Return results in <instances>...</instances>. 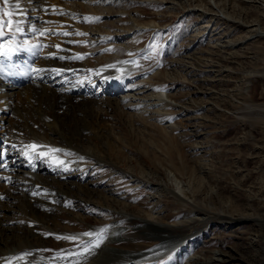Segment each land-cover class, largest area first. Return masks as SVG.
Returning a JSON list of instances; mask_svg holds the SVG:
<instances>
[{"label": "rangeland", "instance_id": "rangeland-1", "mask_svg": "<svg viewBox=\"0 0 264 264\" xmlns=\"http://www.w3.org/2000/svg\"><path fill=\"white\" fill-rule=\"evenodd\" d=\"M171 4L173 8L166 7ZM83 10L81 16L86 18L88 12ZM98 19L90 23L104 27L102 31L109 27L107 32L90 37L84 31L79 37L83 47L78 63L88 71L85 77L93 78L98 65L93 48L106 49L102 55L114 51L113 46L108 48L115 39L113 33L135 19L146 28L128 35L133 52L127 51V57L145 72V82L152 91L168 94L177 106L169 104L150 117L117 108L113 103L86 115L75 106L68 109L69 129L79 134L78 141L85 142L89 137L104 151L99 155L105 162L91 163L84 181L90 180L92 188L105 187L122 194L124 203L115 207L131 215L164 224L180 220L178 225L168 226L166 233L198 231L169 258L139 256L123 264H185L192 260L193 264H216L210 259L213 252L220 254L221 264L264 262V222H257L264 220V35H254L252 30L253 24L264 30V0H130L114 4ZM222 40L226 41L225 48L217 45ZM240 40L241 44L236 43ZM20 108L24 109L25 104L21 103ZM64 111L61 107L54 110L59 117ZM41 117L45 120V114ZM82 121L87 126L80 124ZM22 130V136L26 131H39ZM61 131L65 138L67 134ZM95 131L112 139L109 148L113 147L114 153L108 152L102 143L104 138L93 136ZM34 139L32 133L25 142ZM55 140L49 148L63 151L42 157L46 163L59 165L58 161L66 157L78 159L81 165L90 160L74 153L72 143L59 137ZM78 145L85 150L83 143ZM40 152L45 151L26 153ZM114 167L120 169L119 174L111 171ZM175 180L196 207L183 206L161 186L174 188ZM81 203L69 196L54 211L57 221L67 227L69 237L92 232L100 224L115 220L123 230L114 245L139 252L158 242L148 227L136 228V218L117 212L111 215L103 206L101 209L91 203L84 209ZM80 211L86 221L69 213ZM219 213L234 219L222 218ZM205 216L210 219L205 220ZM42 237L51 240L48 247L65 244L74 256L82 251L77 239H64L66 236L53 230L44 231Z\"/></svg>", "mask_w": 264, "mask_h": 264}, {"label": "bare ground", "instance_id": "bare-ground-1", "mask_svg": "<svg viewBox=\"0 0 264 264\" xmlns=\"http://www.w3.org/2000/svg\"><path fill=\"white\" fill-rule=\"evenodd\" d=\"M110 1L100 0L98 3L97 0H20L23 15L14 12L11 19L22 20L20 27L23 31L16 32L15 25L11 30L7 24L3 26L2 30L5 34L0 36V46H2L0 47V264H123L138 259L139 256L156 260L169 258L182 243L193 239L198 234V231L188 234L166 233L168 226L178 225L180 220L164 224L131 215L115 207L124 203L122 194H116L110 188H92L90 180L84 181L85 171L89 172L91 163L98 165L105 162L99 155L104 151L89 137H86L85 142L78 141L79 134L76 135V132L69 129L71 126L67 121L68 109L75 106L79 113L84 112L86 115L95 108L113 103L117 108L134 110L142 116L150 117V114L157 113L158 109L169 104L177 106L168 94L156 92L157 90L152 91L145 82V72L140 71L135 60L127 57V51L133 52L132 44L127 41L128 35L145 27L144 24L134 21L135 19L131 25L122 26L119 32L113 33L115 39L113 38L108 44V48L113 46L114 51L102 55L103 51H107L106 49L93 48L97 52L96 56L99 57L95 61L98 65L94 67V72L101 74H97L95 78L85 77V72L88 71L80 65L82 63H78L82 60L79 57V51H82L83 47L79 37L84 31L90 37H98L102 32H107L109 27L105 28L106 31H102L104 27L98 24L92 25L90 20H99L98 17L103 15L104 10L110 9L117 3H129L130 0H112L113 4L108 3ZM14 4L15 0H11L10 3L0 0V13L11 11ZM166 7L173 8L174 5ZM82 9L88 12L86 18L81 16ZM2 18L9 19V17ZM252 30L254 35H264V30L257 25L253 24ZM42 32L44 35H41ZM243 40L236 43L241 44ZM217 45L222 48L227 46L224 40L219 41ZM5 46L11 49L9 57L2 55ZM119 52H122V55ZM76 56H78L77 60H75ZM10 61L16 68L10 65ZM52 69L61 71L57 74ZM18 74L30 76L31 79L23 86L17 85L12 76ZM95 81L99 82V87L92 90L95 87ZM21 103L25 104L22 110H20ZM58 107L66 109L63 117H59L54 112ZM25 109L27 112L24 111ZM42 114H45V120L42 119ZM16 115L18 116L15 117ZM25 119L28 120L25 121ZM84 121L80 124L86 125L87 122ZM23 128L39 131H26V134L22 136ZM82 128L85 129L84 126ZM61 130L67 134L65 138L61 135ZM32 133L35 139L25 142ZM73 133L75 136H72ZM92 134L104 138L102 143L106 145L108 152L113 151V147L109 148L112 146L110 142L112 139L109 140L107 134L96 131ZM58 137L66 143H72L75 147L74 153L90 157V160L88 158L81 165L78 159L66 157L59 160L62 162L59 165L57 163H49V165L38 154H26V152L36 153L42 149L47 153L48 148L56 144L54 141ZM31 142L38 145L35 152L26 147ZM78 143H83L85 150L79 148ZM9 156L12 157L9 158ZM16 156L18 160H15ZM110 169L114 174L120 172L119 168V170L115 167ZM131 173H129L130 176ZM176 180L174 188L164 184L161 186L177 197L183 206L190 205L191 209L196 207L185 196L184 188ZM69 196L80 199L84 209L87 203H91L101 209L104 207L108 210V214L113 215L117 212L128 218H136L139 221L136 228L148 227L150 235L157 238L158 242L144 251L124 250L113 244L121 238L120 233L123 230L118 221L114 220L100 224L95 229V225H92L93 237L83 236V232L80 233L81 235L74 234L81 244L83 241L94 240L99 229L107 230L104 233L103 242L95 249V253L86 258L80 254L83 250L75 256L72 255L74 252L65 244L48 247V242L51 240L43 239L44 231L53 230L58 232V235L66 237L71 235L66 231L67 227L57 221V214L54 212L62 207L60 203L65 202ZM69 213L77 220L86 221L81 211ZM218 215L222 218L234 219L223 213ZM203 218L210 219L209 216ZM257 222L260 224L264 220L258 219ZM219 255L213 252L210 255L211 261L221 264L219 261L222 259ZM193 263L192 260L185 264Z\"/></svg>", "mask_w": 264, "mask_h": 264}, {"label": "snow or ice", "instance_id": "snow-or-ice-1", "mask_svg": "<svg viewBox=\"0 0 264 264\" xmlns=\"http://www.w3.org/2000/svg\"><path fill=\"white\" fill-rule=\"evenodd\" d=\"M11 0H4V3H10ZM97 2L99 3L100 0H97ZM17 12L20 15H23V9L20 7V0H15V4L13 5V8L11 11H5L3 13H0V36H3L5 33L3 32V26L4 24H7L9 26V29L11 30L12 26L15 25V31L16 32H21L23 31V29L20 27V25L23 23L22 20H13L11 19V17L13 16V13ZM2 17H9V19L4 20ZM64 35H68V33H63ZM41 35H44V33L42 32ZM77 35H82V33H77ZM2 47V46H0ZM57 48H59V46L57 45ZM61 59H63V57H60ZM53 72H56L57 74H59V72L61 71L60 69H52ZM159 90V89H158ZM27 148H30L33 152L36 151L38 145L33 143V144H29L26 145ZM47 147V146H45ZM63 151L62 149L59 148H48V152H40L38 153V155L40 157H44L47 156L49 153H58ZM27 154V153H26ZM69 154V153H66ZM53 159H56L53 156ZM58 163H62L60 161H58ZM107 230L104 228H101L98 230V232L95 235V239L94 240H89V241H83L81 242V244L78 245V247L82 248V253L81 255L85 256V258L87 256L93 255L95 253V249L98 248L100 246V244L103 242L104 239V233ZM83 236L86 237H93V232H84ZM57 239H61V237H57ZM64 239H70L75 241L77 239V237H64Z\"/></svg>", "mask_w": 264, "mask_h": 264}]
</instances>
